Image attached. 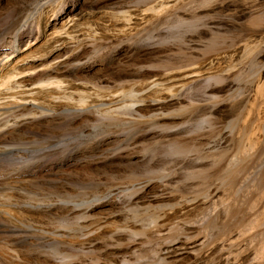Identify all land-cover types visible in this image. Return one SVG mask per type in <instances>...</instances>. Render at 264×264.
Masks as SVG:
<instances>
[{
    "label": "bare ground",
    "instance_id": "obj_1",
    "mask_svg": "<svg viewBox=\"0 0 264 264\" xmlns=\"http://www.w3.org/2000/svg\"><path fill=\"white\" fill-rule=\"evenodd\" d=\"M82 1L0 0V264H72L54 252L60 246L94 255L73 264H127L143 223L128 213L174 205L143 223L152 236L168 238L172 224L201 205L175 200L166 184L124 186V179H113L147 160L138 155L146 142L186 138L173 130L175 111L191 101L206 106L209 86L202 94L197 87L209 79L228 91L230 64L251 35L204 53L201 25L215 34L210 41L220 35L202 23L217 5L211 0L206 7L202 0ZM168 18L170 29L175 21L189 31L170 36L159 28ZM77 157L86 158L85 172L65 173ZM87 186L98 194L92 190L83 201L78 191ZM185 232L183 239L163 241L157 257L166 264H205L198 258L202 239ZM219 251L213 264L251 258L237 251L230 261Z\"/></svg>",
    "mask_w": 264,
    "mask_h": 264
},
{
    "label": "rangeland",
    "instance_id": "obj_2",
    "mask_svg": "<svg viewBox=\"0 0 264 264\" xmlns=\"http://www.w3.org/2000/svg\"><path fill=\"white\" fill-rule=\"evenodd\" d=\"M86 1L88 0H83L82 3ZM211 1L212 4L217 5L205 17L203 16L202 23L205 21L212 23L213 27H216L214 30L220 35L216 37L217 39L214 38L216 40L211 44L210 42L214 39L211 41L210 39L215 34L207 33L201 25L200 29L203 30V34L200 40H202V45L205 44L204 53L211 51L210 54H212L221 51L224 46L241 42L240 38L244 39L245 34L248 37L251 35L249 41L248 38L245 41L244 53H240L239 58L236 57V61L234 60L235 63L230 64L232 71L230 75H227L229 80L225 81L230 90L216 89L222 87L223 83L214 78L204 82L203 86H198L197 91L200 94L203 88L209 86L207 90L209 97L202 101L206 106L198 108L195 106L197 102L191 101L184 103L185 107L175 111L178 125L173 130L177 129L182 132L181 135L186 138L184 140L178 138L179 140H173L172 143L144 142L138 155H143L147 160H144V163L136 169L137 171L133 172L135 175L132 172L131 174L125 172L126 178L122 177V174L119 175V179H113L119 183L124 179L121 183L124 186L133 182L166 184L165 188L168 186L166 192L171 193L173 197L176 196L175 200L196 202L201 205L189 212L182 222L177 223L178 225L172 224L170 234L168 238L165 237L166 239L152 236L148 227L143 223H148L151 214L154 220L162 212L173 209L174 205L157 206L152 208L154 210L149 209L147 212L131 211V214L128 213L129 217L132 215L137 218L138 224L140 221L143 223L141 222L142 225H140L142 233L136 237L140 245L130 253L131 257L127 254V264H166L157 257L158 250L156 249L165 240L172 242V240L183 239V233L186 230L202 239L200 252L198 251L201 263H215V256L220 250L219 252L227 256L230 261L238 255L237 251H239V253L245 252L252 258L251 260L248 257L247 264H264V0ZM202 4L203 7L210 6L207 0H202ZM245 4L246 7H244ZM243 7L246 10L240 13L233 12L234 8L235 11ZM170 21H172L170 18L165 19L159 25V28L164 27L160 29L168 30L170 36L175 34L178 38L179 31V33L189 31L185 28L188 24L178 23L177 25L175 21V27L170 29ZM251 39L253 40L250 41ZM149 40L147 38L145 41ZM209 90L214 93L211 94ZM209 108L213 112L210 118L206 115ZM83 159L82 157L71 159L73 168L71 166V169H65V173L68 170L84 173L86 158L84 161ZM132 174L135 177L130 178ZM58 177L56 176V180ZM87 187L78 191L79 199L83 201H90L91 195L92 197L94 195L92 192L96 189ZM212 192L217 193L218 196L212 198ZM123 193L125 196L129 194L127 191ZM95 194H98L97 191ZM88 195L89 198H81ZM185 234L187 235V232ZM61 248L63 247H58L54 252L59 254L58 257L62 256L61 260L65 262L67 259L68 261L72 259V264L77 263L78 256L80 259L85 258V262L94 261L92 254L78 253L76 250V252L74 250L64 251V248L63 250ZM32 252L36 251L32 250ZM81 255H84L83 258L80 257Z\"/></svg>",
    "mask_w": 264,
    "mask_h": 264
}]
</instances>
